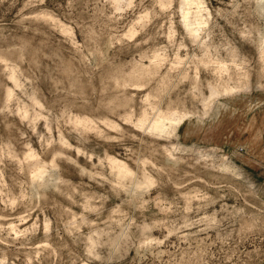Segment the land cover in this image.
Segmentation results:
<instances>
[{"label":"rangeland","instance_id":"rangeland-1","mask_svg":"<svg viewBox=\"0 0 264 264\" xmlns=\"http://www.w3.org/2000/svg\"><path fill=\"white\" fill-rule=\"evenodd\" d=\"M0 264H264V0H0Z\"/></svg>","mask_w":264,"mask_h":264},{"label":"bare ground","instance_id":"bare-ground-1","mask_svg":"<svg viewBox=\"0 0 264 264\" xmlns=\"http://www.w3.org/2000/svg\"><path fill=\"white\" fill-rule=\"evenodd\" d=\"M187 16H188V14H183L184 24L186 25V28L188 29ZM193 32L195 34H197L198 30L194 29ZM6 69L7 70L9 69V73H8L9 76L8 77L10 78L13 87L14 88L19 87L20 86V82H19V78L17 76V71H16L15 67L6 66ZM243 85L240 86L239 89L238 88L230 89V88H226V87L225 88L223 87L224 89H218V88L214 89L212 91L210 97L208 99L204 100V102H203L204 113L202 114V116H199V115L190 116V115H187V114L179 115V114H176L175 112L173 114H167V115L162 113L161 115L155 116L152 119L143 118V119L139 120L137 122V126L140 127L142 130L147 131V132H158L159 134H164V133L169 132L172 128H174L177 125H179L181 122L190 121L192 118H195V121L202 125L205 122L204 117L207 116L210 111L213 112V119L212 120H217V119L221 118L220 110L228 108V104L223 102V98L232 97L237 92L238 93L239 92L240 93L241 92H246L248 90V88L245 85L244 86ZM13 95H14V91L12 89H8L7 92H6V100L10 101L11 98L13 97ZM32 102H33L34 106H37V107L41 106V103L36 98H33ZM24 107L22 109L19 108V110H17L18 111L17 114H18V116L20 115L19 117L22 118V120L33 118V120H29V122L30 121L32 122V121H34V119H37L38 116H39L38 117L39 119H40V116H42V115H38L39 113L38 114L36 113V115H35V112H36L35 110H34L35 111L34 115L32 116L31 115L32 113L30 114V111L28 110V108L26 109V107L25 108ZM156 111H157V109H156ZM70 124H72L73 127L77 128L78 132H79V130H81L82 132H84V131L85 132L86 131L87 132H89V131H93L94 132L95 131V132H100L101 133V131L97 130L98 128L93 123V121L88 119V118H86V117L73 116L70 119ZM106 125H109V127L113 128V129L117 128V126L114 123H112V122H107ZM48 126H50V125H47V128H50ZM58 138H60L59 143H61V145L65 146V147H67V146L69 147L70 146V144L68 143V141L65 138H63L62 136L58 137ZM28 156H29L30 159H35L36 158V156L32 153V151L29 152ZM108 160L112 161L114 163H119L117 161H114L109 156H108L107 161ZM33 166H34V168L36 167V169H35V171H34V173L32 174L31 177H32V181H36V180H39V179L42 178V175L46 171V170H44L46 167L44 168L43 166H41V163H35V165H33ZM31 170H32V167H31ZM116 176L117 177H122V178H129V177H133V173L125 164L120 163L118 165ZM151 185H153L152 182L148 181V187H150Z\"/></svg>","mask_w":264,"mask_h":264}]
</instances>
